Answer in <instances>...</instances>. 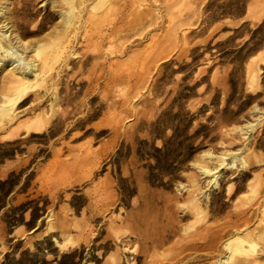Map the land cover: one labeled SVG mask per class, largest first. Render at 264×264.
<instances>
[{
	"label": "rangeland",
	"instance_id": "374dc122",
	"mask_svg": "<svg viewBox=\"0 0 264 264\" xmlns=\"http://www.w3.org/2000/svg\"><path fill=\"white\" fill-rule=\"evenodd\" d=\"M50 1L13 0L28 60L66 32ZM126 1L0 128V264H217L238 236L264 264V0Z\"/></svg>",
	"mask_w": 264,
	"mask_h": 264
},
{
	"label": "bare ground",
	"instance_id": "6f19581e",
	"mask_svg": "<svg viewBox=\"0 0 264 264\" xmlns=\"http://www.w3.org/2000/svg\"><path fill=\"white\" fill-rule=\"evenodd\" d=\"M24 2L26 5L27 0H24ZM50 2L53 5L58 4L60 6H67V9H61V17L64 21V26L62 27L66 32L63 33L54 30L59 38L55 39V42L48 46L37 42L32 48V51L35 52V58L33 60H28V58L24 57L23 53L21 54L19 52L18 48L19 46L25 48L28 46V43L23 42L20 35L16 32L13 18L10 15L13 0H0V73L10 70L2 80L0 128L5 125V122L12 121L15 118V110L27 101L29 94L33 91L32 89L47 81L54 70V66L61 61L64 49L67 47L66 44L69 42V36L72 35V33H77L83 28L85 30L89 26L88 24H92L95 20L100 22V19L117 11L120 12L123 10L121 3H126L127 1L116 0L109 5L104 3L106 0H52ZM140 2L141 0H132V3L130 2L133 7L136 6V9L132 11L134 15H140L142 13ZM108 3L107 0V4ZM98 5L104 8V12L101 16L95 15L91 12V9L96 8ZM43 6L44 5L41 7ZM12 12H14V14L16 13L15 10ZM84 13H86V15H84ZM23 28H25V26H23ZM57 28L58 27H56V29ZM43 29L44 24L42 23L38 29L28 31V35H38L43 32ZM49 48H52L53 51L52 53L46 54V50ZM30 75L34 76L35 82L30 80ZM45 115L46 114L31 123H26L14 129L10 134L5 136L6 139L17 137L22 130L30 132L31 130L38 131L46 127L49 124L50 119L49 116ZM249 126L253 127L254 125L249 123ZM197 167L206 175L216 173L206 167ZM232 167H235V164ZM204 235H206V233ZM190 238L187 237V239ZM210 241H212V239ZM184 242H186V240ZM194 242L196 241L194 240ZM225 250L227 251V254L220 258L217 261V264H261L260 260H258L259 258H255L256 255L253 256L254 258L251 256L250 253L254 252V250H258V248L256 249V244L252 242V240L249 241V238L247 237L238 236L232 238L225 245Z\"/></svg>",
	"mask_w": 264,
	"mask_h": 264
},
{
	"label": "trees",
	"instance_id": "16d2710c",
	"mask_svg": "<svg viewBox=\"0 0 264 264\" xmlns=\"http://www.w3.org/2000/svg\"><path fill=\"white\" fill-rule=\"evenodd\" d=\"M169 147H171V143L166 144L165 148L169 150ZM192 150V149H191ZM158 164H161V161L158 160ZM173 167V165L171 164V168ZM177 168H173L172 170H175ZM171 169H167V172H171Z\"/></svg>",
	"mask_w": 264,
	"mask_h": 264
}]
</instances>
